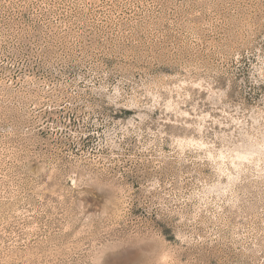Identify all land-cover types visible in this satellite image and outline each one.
<instances>
[{"label": "rangeland", "instance_id": "obj_1", "mask_svg": "<svg viewBox=\"0 0 264 264\" xmlns=\"http://www.w3.org/2000/svg\"><path fill=\"white\" fill-rule=\"evenodd\" d=\"M0 264H264V0H0Z\"/></svg>", "mask_w": 264, "mask_h": 264}]
</instances>
